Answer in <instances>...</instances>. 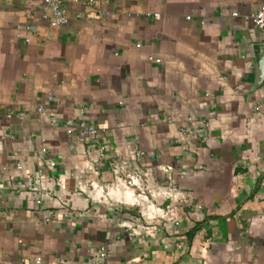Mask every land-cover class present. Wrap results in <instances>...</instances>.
I'll return each instance as SVG.
<instances>
[{
  "label": "crops",
  "instance_id": "obj_1",
  "mask_svg": "<svg viewBox=\"0 0 264 264\" xmlns=\"http://www.w3.org/2000/svg\"><path fill=\"white\" fill-rule=\"evenodd\" d=\"M263 2L0 0V264H264ZM83 173L181 199L145 235Z\"/></svg>",
  "mask_w": 264,
  "mask_h": 264
},
{
  "label": "built area",
  "instance_id": "obj_2",
  "mask_svg": "<svg viewBox=\"0 0 264 264\" xmlns=\"http://www.w3.org/2000/svg\"><path fill=\"white\" fill-rule=\"evenodd\" d=\"M69 0H41L43 6V18L49 21V25L56 27L61 24L67 23L65 16L64 3ZM235 15V14H234ZM157 17V15H154ZM253 25L259 29L264 30V2L260 7L250 15ZM27 30L33 31L32 27H26ZM152 60V57L148 58ZM68 132L77 131L82 136H90L95 134V129L86 125L84 122L80 123H67ZM101 151V150H100ZM103 153V152H102ZM101 153V154H102ZM245 153V151H244ZM259 160L264 161V157ZM53 163H51L52 165ZM121 174V172H119ZM87 181V188L85 189L86 183H79L78 188L82 192H86L92 201L106 203L109 205L123 204L130 205L137 209V213L141 218V222L138 225V231L145 235H152L158 229V225L162 221L172 220L173 214L170 208L164 207V201H172L174 203L180 201L181 197L179 192L175 190L170 183L158 185L154 189H148L141 186L133 176L127 175L123 184L121 185L122 194L115 195L114 192L118 191L117 183L99 184L93 182L87 173H83V179ZM134 188L133 189H130ZM109 189V192H108ZM129 197L126 198L125 195ZM131 198L128 202L127 199ZM99 260H104L108 256L106 248L101 247L98 251ZM34 264H42L41 258L37 257L34 259Z\"/></svg>",
  "mask_w": 264,
  "mask_h": 264
},
{
  "label": "water",
  "instance_id": "obj_3",
  "mask_svg": "<svg viewBox=\"0 0 264 264\" xmlns=\"http://www.w3.org/2000/svg\"><path fill=\"white\" fill-rule=\"evenodd\" d=\"M256 68L258 70L259 79L264 80V53L259 54V57L256 61Z\"/></svg>",
  "mask_w": 264,
  "mask_h": 264
},
{
  "label": "rangeland",
  "instance_id": "obj_4",
  "mask_svg": "<svg viewBox=\"0 0 264 264\" xmlns=\"http://www.w3.org/2000/svg\"><path fill=\"white\" fill-rule=\"evenodd\" d=\"M108 192H109V189H108ZM114 194L118 196L117 191L114 192ZM125 197L128 198L129 196L126 194ZM130 199H131V198L127 199L126 202H128ZM132 207H133V206H132Z\"/></svg>",
  "mask_w": 264,
  "mask_h": 264
}]
</instances>
